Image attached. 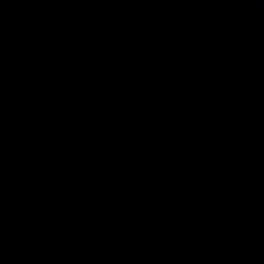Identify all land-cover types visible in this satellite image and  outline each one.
I'll return each mask as SVG.
<instances>
[{
	"label": "water",
	"instance_id": "1",
	"mask_svg": "<svg viewBox=\"0 0 264 264\" xmlns=\"http://www.w3.org/2000/svg\"><path fill=\"white\" fill-rule=\"evenodd\" d=\"M0 264H264V0H0Z\"/></svg>",
	"mask_w": 264,
	"mask_h": 264
}]
</instances>
